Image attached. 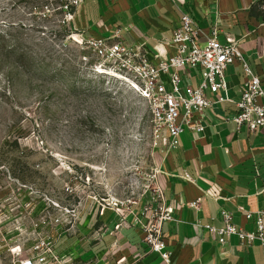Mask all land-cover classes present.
I'll return each mask as SVG.
<instances>
[{"label":"rangeland","instance_id":"obj_1","mask_svg":"<svg viewBox=\"0 0 264 264\" xmlns=\"http://www.w3.org/2000/svg\"><path fill=\"white\" fill-rule=\"evenodd\" d=\"M63 2L0 0L2 253L33 232L72 234L67 210L79 219L89 201L140 199L157 169L145 101L92 73Z\"/></svg>","mask_w":264,"mask_h":264},{"label":"crops","instance_id":"obj_2","mask_svg":"<svg viewBox=\"0 0 264 264\" xmlns=\"http://www.w3.org/2000/svg\"><path fill=\"white\" fill-rule=\"evenodd\" d=\"M182 12L203 36L213 26L219 42L231 35L264 88V0H82L75 22L85 35L118 31L125 44L143 43L150 54L168 56L173 48L165 41L170 42ZM224 75L230 100L215 103L208 94L211 106L202 113L203 131L184 129L175 149L159 146L157 182L174 218L162 224L171 264H264V244L258 239L241 245L231 235L220 244L204 228L221 227L220 211L226 210L234 225L254 231L255 213L264 210V128L250 132L226 119L235 110L243 75L235 62ZM190 82H200L198 70H192ZM143 203L134 207L136 213ZM99 210L93 201L84 204L73 233L58 237L56 250L79 264H166L148 249L132 215L116 228L117 214L108 207Z\"/></svg>","mask_w":264,"mask_h":264},{"label":"built area","instance_id":"obj_3","mask_svg":"<svg viewBox=\"0 0 264 264\" xmlns=\"http://www.w3.org/2000/svg\"><path fill=\"white\" fill-rule=\"evenodd\" d=\"M81 2L64 0L60 8L69 29L75 31L76 42L90 53V70L94 75L120 82L145 101L150 114L151 133L160 146L175 149L178 136L184 129L203 131L202 113L211 106L208 94L214 97L215 103L230 100L224 72L226 66L234 62L241 67L243 79L238 99L234 101L235 110L226 119L236 127L245 125L250 132L264 128V88L231 35H226V42L221 43L213 26L203 36L193 19L182 12L170 42L165 41L172 45L173 53L168 56H161L158 52L150 54L143 43L125 44L119 40L118 31L110 36L86 37L84 30L75 22L76 8ZM194 69L200 75L196 86L190 82ZM157 173L155 169L151 183L140 199L110 198L100 204L99 212L107 207L115 212L119 218L116 228L126 225V217L132 215L133 224L139 225L142 240L148 249L159 254L166 264H171V253L164 250L162 224L174 220L173 209L166 204L163 190L157 182ZM142 199L144 203L136 213L134 207ZM67 212L73 220L71 227L75 228L78 211L71 209ZM220 214L221 227L204 225L220 244L231 235L237 236L241 245H249L255 239L264 244V210L255 213L254 231H245L234 225L230 212L221 210ZM141 216L146 217L144 222ZM245 216L250 217L251 212H246ZM56 240L42 232H33L30 243L19 237L16 243L0 252V264H79L71 255L56 250Z\"/></svg>","mask_w":264,"mask_h":264}]
</instances>
